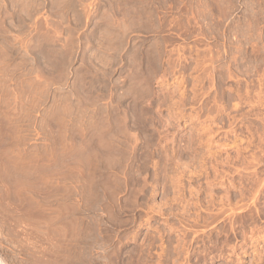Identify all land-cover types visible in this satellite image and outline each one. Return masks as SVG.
I'll return each instance as SVG.
<instances>
[{
    "label": "rangeland",
    "instance_id": "rangeland-1",
    "mask_svg": "<svg viewBox=\"0 0 264 264\" xmlns=\"http://www.w3.org/2000/svg\"><path fill=\"white\" fill-rule=\"evenodd\" d=\"M0 264H264V0H0Z\"/></svg>",
    "mask_w": 264,
    "mask_h": 264
}]
</instances>
